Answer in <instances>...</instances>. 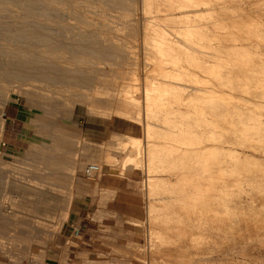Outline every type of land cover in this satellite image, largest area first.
Masks as SVG:
<instances>
[{
    "label": "rangeland",
    "instance_id": "374dc122",
    "mask_svg": "<svg viewBox=\"0 0 264 264\" xmlns=\"http://www.w3.org/2000/svg\"><path fill=\"white\" fill-rule=\"evenodd\" d=\"M9 1L0 0V12H2L0 13V72L2 73V69H4L2 66H5L8 60L17 64H22L23 69L21 68L20 72L14 73L15 75L10 74L12 72H4V75L0 74V77L3 75L1 79H5L2 80L3 82L0 81L2 83L0 89H2L1 91H4L5 95L8 96V101L5 102L3 106L0 105V129H3L0 131L2 134H0V264H152L154 261V257H152L154 250L152 249L160 246L161 242L159 243V241L162 240L163 237L169 236V239L173 238L172 241H177L176 243L183 242L182 244H184L185 247V254H183L186 256L184 257V255H182L179 259L177 258L176 262L174 261L169 263L170 257L167 259L165 257H168V255L166 254L165 256L164 254L165 257L162 256L160 259V256L155 259L156 262L161 260L159 261L161 262L159 264H163L165 260L167 261H165L164 264H264V225H256L254 221L257 217L253 214H250L251 217L248 218V220H252L250 225L242 220V217L244 216L242 213L243 210L245 211L244 214H246L248 210L250 211L251 208L255 207L254 210H258L255 213L259 215L261 210L264 209L262 206V203H264V197H262L261 192L257 191L259 186H256L259 182L262 183L260 185V189L262 190L259 191H263L264 147H261L258 144L259 140L256 141L258 142L256 143V139L250 137L249 138L253 140L249 141L247 138L248 142L252 143V145H246L248 148L245 146L239 147L237 144L235 146L234 144H231V146V140L234 139V141H237L236 139H240L241 133L233 132L230 128V130L228 129L230 126L224 120L226 118L230 119V115L225 116L226 112L223 107V105H226L225 110H228L229 108L234 109L235 106L233 105L237 102V105L244 103L242 98L252 99V104L250 105L248 103V109L246 108L244 110L249 113L250 111H253V113H255L253 121L255 123L256 121L260 122L257 123L258 126L261 124L262 126L260 125V127H262V129L264 128V106L262 107L261 105L264 104V101H262L264 99V88H262L264 86V71H261L264 69V61L263 63L261 62L264 60V5L262 4L264 3V0H240L237 4L235 3V6L231 4L234 9L238 5L236 8L237 10L240 6L242 12L245 11V13H250V19H252L251 22H253L251 23L253 25H250L251 27L255 25H257V27L255 26L256 28L260 27L258 28L259 30L256 28L254 30L251 29L250 31L253 30V32H248L247 34V30L245 28H240L241 30L243 29V31L239 29L241 31L239 32V30H236L237 28L232 29V26L227 24L229 25L228 27L231 26V29H229L221 19L223 18V15L219 14V10H217V12L215 10H209L210 12L214 11L213 15L207 10L202 14L203 17L199 16V18L194 15V17L191 16L189 20L186 19L185 22L179 23L171 21L170 19L168 20L164 14L165 12L163 10H159V7L160 9H163V6H159L156 2H153L154 4L152 3V5L150 4V6L144 5L141 0H131L133 4L132 6H128L123 0H112L113 3L111 0H92L90 4L85 3L86 5L81 3L84 0H58L57 2H52V5L49 0H44L42 2L43 4L40 0ZM134 1H137V3H134ZM47 2H50V4H47ZM103 3L105 5H103ZM254 3H256L257 9ZM29 4H33L34 6H29ZM92 4L94 5L93 9ZM43 5L47 6L46 8H50L48 9V12L47 9H44L45 7ZM48 5L50 6L48 7ZM126 5L129 8L131 7L130 9L133 10L129 11L130 9L127 7L129 13L125 12ZM250 5L253 6L251 7ZM259 5L260 7H258ZM120 7H123V9ZM144 8H147V10H145L146 12H150H147L148 15L147 13H144ZM50 11L53 13L50 14ZM238 12H240V8ZM15 13L18 14V16ZM232 13L233 12H230V14ZM252 13L257 17L252 15ZM59 16L62 20H60L61 18ZM83 16H87L86 19L82 18ZM144 16H147L146 18L148 20H144ZM220 19L221 22L219 23L218 21H220ZM149 20L155 21L148 25L147 21ZM189 22L191 24H189ZM77 23L78 25H76ZM183 25H185L186 28H184ZM188 25H190V27L192 26V28ZM198 25L201 26L197 27ZM30 26L31 28H29ZM147 26H151L152 28H156L157 26L158 29H156V31L159 30L162 34L163 31L165 33L166 30V34H169V36L167 37V35H163L160 37H166V39L170 40V45L173 46L174 44V48H180L182 46L180 43H174V40L178 38L173 35H175V33L177 35L178 33V37H181L179 38L180 40L183 42H193L192 45L194 44L195 47H200L208 53L200 55L201 53L196 51V53L199 54L190 56L179 54V57L177 54H171L168 57L153 54V56L149 55L150 58H147L145 53L153 51L152 46H147L144 43L146 38L144 30H146ZM181 26H183V28ZM194 26L197 29H194L193 32L196 33L191 34L192 31L189 32L188 30H193ZM77 27L78 30L74 29ZM29 29L33 30V34L29 35ZM14 31L16 32L14 33ZM77 31L78 33H76ZM83 31H86L90 38L86 32L84 36ZM93 31L96 32L94 33ZM225 31L234 34L236 32L235 35H237L241 40H239L240 42L238 41L239 43L237 42L238 44H236L238 46L245 45L244 47L241 46L245 48L244 51L246 52L245 55H242L241 61L243 60L249 64L251 63L250 65L260 66L259 69L261 73H258L259 71L257 73L261 75L255 77H260L259 79L262 81V84L260 85H262V87L259 83L258 85L248 83V85H251V89H255L257 87L256 90L260 92L259 94L263 99L260 96L254 97V95L248 97L246 92L243 93L240 89H232L236 86L227 85L228 88L225 87L226 90L224 89V85L226 84L223 81L226 77L224 78L221 74L224 72L222 65L224 63L223 55H215L216 51L214 50L218 51L219 48L221 49V46L223 47L225 45V43L227 45H231L229 40V42L225 40ZM149 32L152 31L149 30ZM80 33L83 35L78 37ZM72 34L74 38H71ZM195 34H197V36H194ZM96 36L98 40H96ZM100 36L106 37H103L105 39L104 43L99 42V40H102ZM211 39H213L212 42ZM255 39L257 40L255 41ZM88 40L90 41L88 42ZM243 41L245 42L243 43ZM75 43H80L87 48L92 45L96 46L97 44L98 46H101L102 43L107 47L105 52L98 55L96 52H87L88 55L86 52L83 54L80 52H74L76 53L74 54L72 51L73 49L71 48H73ZM260 44L263 45L261 46ZM182 49H185V46ZM208 49L211 52L208 51ZM12 50H14L15 53L12 52ZM16 50L18 51V54ZM37 56L38 58L40 57V60L37 59ZM82 56L84 58H81ZM188 56L189 59L192 58L191 56L194 58L189 61ZM245 56L247 57L245 58ZM195 57H197L199 63ZM77 61L78 66L76 65ZM258 61L262 63V65L260 63L256 64ZM40 62L42 63L40 64ZM235 63L237 64V62ZM235 63L233 62L231 65H228V67L233 68L234 70H239L238 67H240V65H237V69L235 68ZM52 64H54L55 67ZM197 64H200L201 67ZM204 64L208 67L206 70L203 68ZM215 64L218 67V75L211 74L212 72L209 71L210 67L212 68ZM65 65L66 68H64ZM71 65L73 67H71ZM74 65L77 67H74ZM10 69L11 68L9 67L8 71H10ZM198 69L203 71L201 72ZM220 74L221 77H219ZM74 75H79L82 79H79V82L78 80L75 82L76 79L73 78ZM212 79H214V82ZM241 79L245 78L241 77ZM174 80H176V82ZM158 81L159 83H157ZM194 81H196V83ZM215 83L217 84L215 85ZM191 86H200V88L206 89L208 87L210 88L207 89L208 91L211 89L212 91H215H213V93H201V91L191 90ZM27 87H29V89ZM241 87L244 88L249 86L246 84V86L240 85V88ZM147 88H149V91L151 90L153 92H162V90L167 89L166 91L168 94L170 93V98L176 97L171 100L173 103H171L169 107L171 109L181 111L180 114L182 116L178 114L180 117H177L178 115L172 117L170 116L167 119L173 123L179 121L180 126L186 129L191 127L192 132L194 131L196 133L194 134L193 132V135H196L194 145L183 143L189 141V139H185L181 140L182 143L178 144L180 147H189L190 152L194 157H196V154L201 153V146L203 145V143H201L202 140L204 141V139L210 138L212 135L211 131H213L214 133H217H215V136H220H217L219 137L217 138L218 141H220V138L222 137H225L226 139L225 140L223 138V141H227V138H232H230V140L228 139L229 142H223L222 140L218 143L217 140L215 142L217 144L220 143L217 145L221 149L219 150L220 152L218 151V154H220L219 156H222L221 159L219 158L220 163L224 161V164L230 160V156H227L226 158L229 160H224L226 155H229L230 149L235 152L237 151V154L241 153V155H235L236 157L241 156L243 161L247 159L245 162L250 163L248 165L244 162V164L251 167L250 169L245 166L246 169H244L246 171L242 169L243 178L247 179L244 180L246 182L242 180L244 183L239 179L241 174L238 172L240 171L237 169L235 170L232 167L227 168L228 166L226 167V164H221L223 167L220 165L225 171L227 168L226 176L232 171V173L238 171L235 173L240 174H231L232 176L229 175V177L231 176L236 179L238 176L237 183H239V188H243L245 191L243 189L242 190L244 192L238 190V187L236 188L238 191H236L234 187L233 188L235 190L229 189L230 187L227 188L229 186V182L233 184L237 180L233 178L229 179L227 176L225 178V184L227 185L226 190H228V192L224 189V195L221 193V196L224 197L226 192L227 196L232 190V194L235 195L233 196L230 194L229 196H233V198L231 199L230 197L229 199V196H227V200H233L235 204L232 201H225L226 197H224L225 199L223 200V198L219 195L220 193L216 192L217 196H220L222 201L226 204L228 202L231 206V203H233L231 207H237L238 209L239 205V208H241L242 204H244V207L241 208L242 211H240V209L238 210L240 216L237 215L236 218L238 222H242V224H240V227L242 228L240 234L237 233V235H235L236 233L233 232V234L230 229L227 227L225 228V221L223 222L225 225L222 226H219L218 223L215 227L214 224L213 227L209 226L208 228V226H206L205 228H207L208 232L207 230H204V227L195 228V230L198 229L196 231H200L201 229L203 231V233L199 236V238H201L199 239V243L201 244V240L203 239L205 240L203 243L204 246L207 241L208 245H206V247H203V245L199 246V244L198 246H192L188 238H182L183 235L180 233L179 229L174 231L173 228L168 229L160 224L162 218L159 216L160 220L158 215L161 213L156 211L160 204L158 199L165 195H169L170 188H176V177L167 169H164L163 171L159 160H151L150 156L147 155L146 146L147 143L152 142L155 145L163 144L162 146L165 144L171 146L173 143L170 144L169 141L167 142V140L159 139L154 135L159 129L156 126L153 127L150 122L154 113L150 112V114L147 115L146 112L147 109L145 108V105ZM174 89L179 92H176ZM218 89L223 91L220 92ZM96 91H98L99 94ZM194 93L197 94L198 97H201L202 95H205L206 97L205 99L201 98L202 100L199 99L202 101H200V103L198 99L196 100V102L198 101V109L197 105H195L196 108L193 106L195 102L192 100V98H194L192 95H194ZM221 94H225L226 97L228 95L230 97L232 96L234 99H232V97L231 99L230 97L228 99L225 96L223 97ZM206 95H210L209 99ZM214 101L220 103V105ZM211 103H214L213 106H215L216 109L220 107V110H222L221 113L220 110L218 114L215 113L213 108L210 107L212 106ZM227 105L229 107H227ZM162 111L165 110L162 109ZM223 111L225 114H223ZM161 116L162 117L159 118V120L167 117L165 112H162ZM235 117L236 116H234V118ZM156 121L157 120H154V122ZM159 122L162 123L161 121H158V123ZM149 123L150 126H147ZM196 128L198 131H195ZM213 129H217L218 131ZM262 129H260L262 132L260 130L258 132V135L261 133L259 136L264 135V129ZM228 130L230 134L227 133ZM255 133L257 136V132ZM117 135H121L126 138V142L121 144L116 137ZM247 136H249V134H247ZM133 137L141 142V147L139 142L137 144L130 143ZM200 139L201 142L199 143ZM244 140L245 141L241 140V142H244L245 145L247 140L245 138ZM249 146L254 148L250 149L251 147ZM244 147L246 150L241 151ZM227 148L230 149L227 150ZM224 150L225 152H223ZM226 150L229 152L227 153ZM210 153L215 156H211ZM202 154L208 155L210 160H216L215 158L217 157L216 153L210 151L207 152V154H205L204 151ZM245 155L248 157H245ZM202 159L200 161H202ZM61 163L62 169L58 167ZM69 164L71 167L68 166ZM90 164H99L101 167L100 171L94 178H89L85 174V169ZM63 165L68 167L65 172L63 170L65 167ZM153 166L155 169H153ZM247 170H249V172ZM244 173H247L248 175L245 174L244 177ZM227 178L229 180H227ZM250 178L252 185H250L251 183L249 182ZM151 183L156 184V187H152V185H150ZM168 183L171 185H168ZM237 183H234L233 185L238 186ZM255 183L257 184L255 185ZM158 185L162 186L158 187ZM240 185H243V187ZM107 186L109 189L106 188ZM41 187L45 188L42 189ZM163 193H165V195ZM153 197H155V201L153 200ZM90 202L93 203V206H91L93 207L92 209H94L95 205L97 206L98 204L103 210L100 213L105 217L110 218L108 219V228L112 231V244L109 246V251H104L100 255L89 253L88 251H80V253L76 252V254L71 253L70 256L60 255L57 259L49 261L52 255L51 246L56 237L58 235H64L69 231L73 232L75 229L77 231L80 230L79 225L74 223L71 224L69 222L71 214L75 213V211H80L81 209L86 208L87 203ZM249 202L254 203V205ZM108 203L110 214L107 213ZM237 203L240 204L237 205ZM262 207L263 209H261ZM178 212L179 211H175L173 213L174 215H177H175L176 218H179V216L183 214L181 211L180 213ZM262 213H264V210L261 214ZM82 214L85 216L84 213ZM184 215L180 217L181 220L179 219V221L183 222L185 219L186 222L182 224L186 227L189 223H193V225L198 224L199 226L200 222L207 219L206 217H201L199 221H196L197 219L195 218H188V223L185 212ZM226 216L224 217L225 219ZM182 217H184V219ZM191 219H195V221H190ZM258 220L263 221L264 219L260 218ZM157 222L159 223L157 224ZM210 227L213 229H210ZM162 228H165V230L168 229L167 232ZM186 230L189 232V227L186 228ZM51 231H53L52 234L50 233ZM164 232L169 235H164ZM181 232L183 231L181 230ZM204 234H207V237H204ZM179 235H181V237ZM210 237L213 238L211 239ZM213 239L214 241H212ZM41 240L42 242L40 243ZM164 240L166 239L164 238ZM205 248L207 249L204 250ZM213 251L215 252L213 253ZM188 253H190L188 255L189 258L187 257ZM207 253H212V255L210 254V257L214 262L209 258L207 259L210 261L206 259ZM191 256L194 261L190 258ZM183 257L188 259L186 263L184 262L186 259L184 260ZM207 257H209L208 254ZM152 258L153 260H151ZM204 259H206L207 262ZM156 262L154 261L153 264H157Z\"/></svg>",
    "mask_w": 264,
    "mask_h": 264
},
{
    "label": "bare ground",
    "instance_id": "6f19581e",
    "mask_svg": "<svg viewBox=\"0 0 264 264\" xmlns=\"http://www.w3.org/2000/svg\"><path fill=\"white\" fill-rule=\"evenodd\" d=\"M9 1V0H8ZM11 1V0H10ZM9 1V2H10ZM13 2H14V0H12ZM16 1V0H15ZM18 1H20V0H18ZM38 1V0H37ZM44 0H40V2L42 3ZM47 1V0H46ZM49 1H51V5H52V2H57L58 0H49ZM81 1V0H80ZM83 1V0H82ZM101 1V0H100ZM112 1V0H111ZM114 1V0H113ZM113 1H112V3H113ZM116 1V0H115ZM122 1V0H121ZM123 1H125V3L129 6H132L133 4H132V2H131V0H123ZM238 1H240V0H141V2L144 4V5H149L150 6V4L152 5V3L153 2H156V3H158L159 4V6H163L164 8L163 9H160V7H159V10H163L165 13V16L168 18V20L170 19L171 21H174V22H179V23H182V22H185L186 21V19H190V17L191 16H193L194 17V15L195 16H197V17H199V16H201V17H203L202 16V14L204 13V12H206L207 10H208V12H210L209 10H215L216 12H217V10H219V14L220 15H223V18H221L223 21H224V23L227 25V24H230L231 26V28L233 29V28H237L236 30H239L240 28H245L246 30H247V32H246V34L248 33V32H253V30L257 27V25H255V26H253V27H251L250 25H253V24H251V23H253V22H251V20L252 19H250L251 17H250V13H245V11L244 12H242L241 11V7L239 6L238 7V10L236 9L237 8V6H236V8L234 9V8H232V6H231V4L232 5H236L237 4V2ZM242 1V0H241ZM254 1V0H253ZM258 1V0H257ZM260 1V0H259ZM39 2V3H40ZM92 2V0H84L83 2H81V3H86V4H90ZM97 2V1H96ZM106 2V1H105ZM104 2V3H105ZM118 2V1H117ZM245 2V1H244ZM252 2V1H251ZM50 4V2H47V4ZM69 3V2H68ZM103 3V5H105ZM111 3V4H112ZM120 3V2H119ZM122 3V2H121ZM134 3H137V1H134ZM236 3V4H235ZM249 3V2H248ZM43 4V3H42ZM46 4V5H47ZM80 4V3H79ZM85 4V5H86ZM115 4V3H114ZM113 4V5H114ZM124 4V3H123ZM154 4V3H153ZM260 4V3H259ZM263 5H264V3H262ZM30 5H33V4H29V6ZM84 5V6H85ZM117 5V4H116ZM125 5V4H124ZM126 5V10H125V12H128L129 13V11H131V10H133V9H130L128 6ZM135 5V4H134ZM246 5V4H245ZM254 5H256V3H254ZM261 5V4H260ZM260 5L258 6V7H260ZM34 6V5H33ZM32 6V7H33ZM44 7V9L46 10L47 9V12H48V9H50V8H46L47 6H45V5H43ZM50 5H48V7H49ZM93 4H92V9H93ZM123 6V5H122ZM231 6V7H230ZM248 6V5H247ZM251 6V5H250ZM249 6V7H250ZM253 6V5H252ZM251 6V7H252ZM27 7H28V5H27ZM32 7H30V8H32ZM95 7H96V5H95ZM94 7V8H95ZM119 7V6H118ZM130 9L129 11L127 10L128 8ZM153 7V6H152ZM245 7V6H244ZM256 7V9H257V5L255 6ZM254 7V8H255ZM264 7V6H263ZM120 8H122L123 9V7H120ZM147 8H148V6H147ZM147 8H144V13L146 14L147 12L145 11V10H147ZM239 8H240V12H238L239 11ZM243 8V7H242ZM262 8V7H261ZM7 9V8H6ZM43 9V10H44ZM71 9H73V8H71ZM245 9V8H244ZM252 9V8H251ZM37 10H38V8H37ZM246 10V9H245ZM71 11H73V10H71ZM257 11V10H256ZM6 12V11H5ZM51 13L50 14H52L53 12L52 11H50ZM55 12V11H54ZM157 12H158V10H157ZM221 12V13H220ZM230 12H233V13H236V12H238V13H236V14H230ZM248 12V11H247ZM251 12V11H250ZM0 13H2V12H0ZM18 13V12H17ZM57 14H59L58 12H56ZM75 13H76V11H75ZM148 13H150V12H148ZM148 13H147V15H148ZM210 13H212V15H213V13H214V11H211ZM6 14V13H5ZM16 14V13H15ZM19 14V13H18ZM18 14H16L17 16H18ZM61 14V13H60ZM135 14V13H134ZM133 14V15H134ZM219 14H217V15H219ZM237 14H239V15H237ZM256 14V13H255ZM41 15V14H40ZM43 15V14H42ZM48 15V14H47ZM62 15V14H61ZM65 15V14H64ZM205 15V14H204ZM252 15H254L253 13H252ZM257 15V14H256ZM17 16H15V17H17ZM43 16H45V15H43ZM55 16V15H54ZM56 16H58V15H56ZM67 16V15H66ZM79 16H80V14H79ZM210 16V15H209ZM225 16V17H224ZM255 16V15H254ZM261 16H262V14H261ZM9 17V16H8ZM21 17V16H20ZM24 17V16H23ZM52 17V16H51ZM60 17V16H59ZM65 17V16H64ZM63 17V18H64ZM81 17V16H80ZM79 17V18H80ZM87 17V16H86ZM86 17H82V18H84V19H86ZM145 17V19L144 20H148L146 17L147 16H144ZM166 17H165V19H166ZM255 17H257V16H255ZM255 17H253V18H255ZM55 18V17H54ZM58 18V17H57ZM61 18V17H60ZM66 18V17H65ZM71 18V17H70ZM81 18V19H82ZM152 18H155V17H152ZM200 18V17H199ZM219 18V17H218ZM261 18V17H260ZM6 19V18H5ZM22 19V18H21ZM36 19V18H35ZM38 19V18H37ZM52 19V18H51ZM67 19V18H66ZM65 19V20H66ZM72 19V18H71ZM73 19H74V17H73ZM212 19V18H211ZM221 19H220V21H218L219 23L221 22ZM262 19V18H261ZM60 20H62V18L60 19ZM138 20V19H137ZM184 20V21H183ZM203 20V19H202ZM260 20V19H259ZM6 21V20H5ZM28 21H31V20H28ZM27 21V22H28ZM74 21V20H73ZM73 21H71V22H73ZM87 21V20H86ZM155 21V20H154ZM153 20L151 21V20H149V21H147V23H148V25L149 24H152V22H154ZM192 21V20H191ZM190 21V22H191ZM193 21H194V18H193ZM8 22V21H7ZM12 22V21H11ZM76 22H78V21H76ZM84 22V21H83ZM189 22V24H191V23H193V22H191L190 23ZM196 23V22H195ZM224 23H222V24H224ZM31 24V23H30ZM45 24V23H44ZM177 24V23H176ZM187 24V23H186ZM185 24V25H186ZM197 24V23H196ZM218 24V23H217ZM73 25V24H72ZM71 25V26H72ZM76 25H78V23L76 24ZM185 25H183L184 26V28H186V26ZM194 25V24H193ZM220 25V24H219ZM261 25V24H260ZM264 25V24H263ZM54 26V25H53ZM153 26V25H152ZM178 26V25H177ZM177 26H176V28H177ZM183 26H181L182 28H183ZM189 27H190V25H188ZM196 26V25H195ZM195 26H194V28H193V30H191V29H189L188 31L189 32H191L192 31V33L191 34H194V33H196V32H193L194 31V29H197V28H195ZM201 25H198L197 27H200ZM204 26V25H203ZM206 26V25H205ZM229 25H227V27H228ZM3 27V26H2ZM10 27V26H9ZM33 27V26H32ZM45 27V26H44ZM50 27V26H49ZM220 27H221V25H220ZM230 27H228L229 29H231ZM264 27V26H263ZM1 28V27H0ZM29 28H31V26L29 27ZM51 28V27H50ZM55 28V27H54ZM65 28V27H64ZM84 28H86V27H84ZM190 28H192V26L190 27ZM258 28H260V27H258ZM258 28H256V29H258ZM262 28V27H261ZM3 29V28H2ZM12 29V28H11ZM45 29V28H44ZM47 29V28H46ZM74 29H77L78 30V27L77 28H74ZM73 29V30H74ZM87 29V28H86ZM156 29H158L157 28V26H156V28H152L151 26H147V28H146V30H144V35H145V40H144V43L148 46H152L153 47V51H148V52H146L145 53V51H144V53H145V55H147V58H150V56L149 55H152L153 56V54H157V55H162V56H169V55H171V54H177L178 55V57H179V54H183V55H197V54H199V53H201L200 55H205L206 53H208L207 51H205L204 49H201L200 47H195L194 46V44L192 45V43H190V42H183L182 40H180L179 38H181L180 36L178 37V33H177V35H176V33H175V35H173V36H175V37H177L178 39H175L174 41H172V42H174V43H180V45H182L181 47L183 48L184 46H185V49H182L181 47L180 48H178V47H176V48H178V49H176V48H174L173 46H174V44H173V46L172 45H170L171 44V42H170V40H168V39H166V37L165 38H163V37H160V36H163V35H167L166 33H167V31L165 30V33H164V29L162 30L163 31V34L162 33H160L159 32V30L158 31H156ZM179 29V28H178ZM202 29H203V27H202ZM219 29H221V28H219ZM226 29V28H225ZM244 29V30H245ZM251 29H253L252 31H250ZM22 30V29H21ZM30 31H29V35H31V34H33V30L32 29H29ZM36 30V29H35ZM51 30V29H50ZM54 30V29H53ZM149 30H151L152 32H149ZM235 30V31H236ZM241 30V29H240ZM239 30V32H241V31H243V29L240 31ZM259 30V29H258ZM24 31V30H23ZM64 31V30H63ZM256 31V30H255ZM263 31V30H262ZM9 32V31H8ZM8 32H5V33H8ZM16 31H14V33H15ZM56 32H57V30H56ZM60 32V31H59ZM62 32V31H61ZM65 32V31H64ZM84 32V31H83ZM86 32V31H85ZM85 32H84V36H85ZM94 33L96 32V31H93ZM181 32V31H180ZM237 32V31H236ZM236 32H235V34H236ZM245 32V31H244ZM258 32V31H257ZM70 33V32H69ZM74 33H75V31H74ZM76 33H78V31L76 32ZM88 33H90V32H88ZM168 33H169V30H168ZM217 33H219V32H217ZM231 33V32H230ZM228 33L227 31H225V40L227 41V42H229L230 41V43H231V45H227L226 43H225V45L222 47L221 46V49L219 48V50L217 51V50H214V51H216L215 52V55H223V59H224V63L222 64L223 65V68H224V72H222L221 74L223 75V77L225 78L226 77V79L223 81L226 85H224V89L226 90V88L225 87H227V85H231V86H236V87H233L232 89H236V90H242L243 91V93L244 92H246V94H248V97H250L251 95H254V97L256 96H260V92H258V90H256L257 89V87L255 88V89H251L252 87H250L251 85H248V83H254V84H256V85H258V83H259V85L260 84H262L261 82L262 81H260V77L259 78H256L255 76H258V75H261V74H258V73H261V71H264V69L263 70H261L260 71V69H259V67L260 66H258V65H250L248 62H245V61H241V59H242V55H245V48H243L245 45H241V46H243V47H241V46H238L237 44L241 41L240 40V38L237 36V35H235L234 33ZM263 33V32H262ZM8 34H10V33H8ZM55 34V33H54ZM64 34V33H63ZM86 34H87V32H86ZM91 34V33H90ZM93 34V33H92ZM162 34V35H161ZM172 34V33H171ZM223 34V33H222ZM260 34V33H259ZM51 35V34H50ZM57 35V34H56ZM76 35V34H75ZM83 34H79V36L78 37H80V36H82ZM88 35V37L90 38V36H89V34H87ZM94 35V34H93ZM96 35V34H95ZM98 35V34H97ZM101 35V34H100ZM200 35H201V33H200ZM204 35V34H203ZM41 36V35H40ZM60 36V35H59ZM62 36V35H61ZM70 36V35H69ZM169 36V34L167 35V37ZM194 36H197V34H195ZM199 36V35H198ZM207 36V35H206ZM219 36H220V34H219ZM223 36V37H224ZM244 36V35H243ZM24 37V36H23ZM64 37H65V35H64ZM87 37V36H86ZM86 37H84V38H86ZM101 37V36H100ZM99 37V38H100ZM104 36H102L101 38H102V40L100 41L99 40V42L101 43V42H103L104 43V41H105V39L104 38H106V37H104ZM190 37V36H189ZM208 37V36H207ZM213 37V36H212ZM242 37V36H241ZM247 37H248V35H247ZM254 37H256V36H254ZM67 38V37H66ZM71 38H74L73 37V34H72V37ZM88 38V39H89ZM96 38V40H98L97 39V36L95 37ZM95 38H92V39H95ZM203 38V37H202ZM246 38V37H245ZM22 39V38H21ZM196 39V38H195ZM194 39V40H195ZM199 39V38H198ZM201 39V38H200ZM210 39V38H209ZM214 39V38H213ZM213 39H211V42H212V40ZM242 39V38H241ZM11 40V39H10ZM23 40V39H22ZM27 40V39H26ZM73 40V39H72ZM71 40V41H72ZM77 40H79V39H77ZM81 40H82V37H81ZM111 40V39H110ZM192 40V39H191ZM191 40H189V41H191ZM202 40H204V39H202ZM222 40V39H221ZM224 40V39H223ZM229 40V41H228ZM240 40V41H239ZM245 40V39H244ZM257 39H255V41H256ZM65 41V40H64ZM87 41V40H86ZM86 41H85V43H86ZM90 40H88V42H89ZM92 41V40H91ZM209 41V40H208ZM239 41V42H238ZM252 41H253V38H252ZM262 41V40H261ZM264 41V40H263ZM262 41V42H263ZM97 42V41H96ZM170 42V43H169ZM201 42V41H200ZM214 42V41H213ZM238 42V43H237ZM245 41H243V43H244ZM81 43V42H80ZM80 43H75L74 45H73V48H71V49H73L72 51H73V53L74 52H80V53H89V52H96L97 53V55L98 54H101L102 52H105L106 51V47L107 46H105V44H101V46H98V44L96 45V46H91V47H86V46H83V45H81ZM206 43V42H205ZM237 43V44H236ZM242 43V44H243ZM254 43V42H253ZM261 43V42H260ZM90 44H92V43H90ZM94 44V43H93ZM110 44V43H109ZM203 44V43H202ZM252 44V43H251ZM44 45V44H43ZM176 45V44H175ZM196 45V44H195ZM206 45V44H205ZM261 45V44H260ZM263 45V44H262ZM261 45V46H262ZM23 46V45H22ZM21 46V47H22ZM51 46V45H50ZM114 46V45H113ZM217 46V45H216ZM264 46V45H263ZM151 47V48H152ZM251 47V46H250ZM260 47V46H259ZM258 47V48H259ZM23 48V47H22ZM108 48H111V47H108ZM145 48V47H144ZM149 48V47H148ZM208 48V47H207ZM247 48V47H246ZM257 48V49H258ZM16 49V48H15ZM113 49V48H112ZM214 49V48H213ZM45 50V49H44ZM44 50H42V51H44ZM47 50V49H46ZM108 50V49H107ZM150 50V49H149ZM20 51V50H19ZM118 51V50H117ZM196 51H198L199 53H196ZM208 51H210L209 49H208ZM253 51V50H252ZM264 51V50H263ZM9 52V51H8ZM12 52H14L15 53V51L14 50H12ZM16 52H17V54H18V51L16 50ZM21 52V51H20ZM37 52V51H36ZM45 52H47V51H45ZM62 52V51H61ZM126 52V51H125ZM211 52V51H210ZM256 52H257V50H256ZM259 52V51H258ZM31 53V52H30ZM34 53V52H33ZM57 53V52H56ZM69 53V52H68ZM88 53H87V55H88ZM115 53V52H114ZM124 53V52H123ZM122 53V54H123ZM264 53V52H263ZM10 54H11V52H10ZM16 54V55H17ZM32 54V53H31ZM31 54H29V55H31ZM74 54H76V53H74ZM212 54H213V52H212ZM250 54V53H249ZM9 55V54H8ZM33 55V54H32ZM63 55V54H62ZM90 55V54H89ZM123 55H125V54H123ZM130 55V54H129ZM177 55H175V56H177ZM181 55H180V57H181ZM247 55V54H246ZM261 55H263V54H261ZM91 56H92V54H91ZM94 56V55H93ZM189 56H188V59H189ZM32 57V56H31ZM44 57V56H43ZM70 57V56H69ZM98 57V56H97ZM100 57V56H99ZM117 57V56H116ZM192 58H194L193 56H191ZM247 56H245V58H246ZM32 58H34V57H32ZM68 58V57H67ZM80 58V57H79ZM81 58H84L83 56L81 57ZM101 58V57H100ZM119 58V57H118ZM171 58V57H170ZM192 58H190V59H192ZM200 58V57H199ZM202 58V57H201ZM13 59V58H12ZM35 59H36V57H35ZM37 59H39L40 60V57L38 58V56H37ZM73 59V58H72ZM174 59H176V58H174ZM190 59H189V61H190ZM195 59L197 60V57H195ZM215 59V58H214ZM7 60V59H6ZM59 60V59H58ZM82 60V59H81ZM201 60V59H200ZM205 60V59H204ZM246 60H248V59H246ZM28 61V60H27ZM86 61V60H85ZM96 61V60H95ZM191 61H193V60H191ZM202 61V60H201ZM200 61V62H201ZM206 61V60H205ZM216 61V60H215ZM214 61V62H215ZM263 61L264 60H262L261 62L263 63ZM82 62V61H81ZM197 62L199 63V60H197ZM196 62V63H197ZM235 63V62H237V64H236V66H235V68H237V65H240V67H238L239 68V70H234L233 68H229L228 67V65H231L232 63ZM19 63V62H18ZM42 62H40V64H41ZM61 63V62H60ZM192 63V62H191ZM216 63V62H215ZM260 62L258 61V63H256V64H259ZM262 63H260L261 65H262ZM1 64V63H0ZM78 64V61H77V63H76V65ZM80 64H82V63H80ZM93 64V63H92ZM190 64V63H189ZM206 64H208V63H206ZM213 64V63H212ZM249 64V65H248ZM51 65V64H50ZM54 67H55V65L54 64H52ZM76 65H74V67L76 66ZM198 65V64H197ZM202 65V64H201ZM2 66V65H1ZM5 66H7V67H5ZM5 66H2L4 69H2V73L0 72V74H3L4 75V72H8V73H10V72H12V73H10V74H13V75H15L14 73H16V72H20L21 71V68L23 69V65L22 64H17V63H15V62H13V61H10V60H8V62L5 64ZM52 66V67H53ZM70 66V65H69ZM78 66V65H77ZM76 66V67H77ZM80 66V65H79ZM83 66V65H82ZM94 66V65H93ZM96 66V65H95ZM194 66V65H193ZM192 66V67H193ZM198 66H200V64L198 65ZM210 66V65H209ZM212 66V65H211ZM253 66V67H252ZM11 68L10 69V71H8V68ZM47 67H49V66H47ZM71 67H73L72 65H71ZM92 67V66H91ZM190 67V66H189ZM201 67V66H200ZM1 68V67H0ZM28 68V67H27ZM64 68H66V65H65V67ZM63 68V69H64ZM89 68V67H88ZM198 68V67H197ZM196 68V69H197ZM203 68H204V70H206L208 67L204 64L203 65ZM218 67L216 66V64L215 65H213L212 66V68L210 67V72H212L211 74H216V75H218V69H217ZM237 68V69H238ZM263 68H264V66H263ZM103 69V68H102ZM258 69V70H257ZM262 69V68H261ZM198 70H200L201 71V69H198ZM49 71V70H48ZM66 71V70H65ZM82 71V70H81ZM97 71V70H96ZM203 71V70H202ZM201 71V72H202ZM259 71V72H258ZM84 72V71H83ZM95 72V71H94ZM207 72V71H206ZM216 72V73H215ZM258 72V73H257ZM5 73V74H6ZM56 73V72H55ZM104 73V72H103ZM205 73V72H204ZM264 73V72H263ZM63 74V73H62ZM65 74H67V73H65ZM195 74V73H194ZM221 74H220V76L219 77H221ZM2 75V76H3ZM57 75H58V72H57ZM60 75V74H59ZM196 75H198V74H196ZM253 75H254V78H253ZM1 76V77H2ZM8 76V75H7ZM11 76V75H10ZM53 76V75H52ZM63 76H65V75H63ZM67 76V75H66ZM1 77H0V79H1ZM5 77V76H4ZM85 77V76H84ZM197 77V76H196ZM214 77V76H213ZM212 77V78H213ZM236 77V78H235ZM241 77H243V78H245V79H241ZM263 77V76H262ZM261 77V78H262ZM6 78V77H5ZM64 78V77H63ZM73 78H75L74 80H75V82H77V80H78V82H79V79H82L79 75H74L73 76ZM193 78V77H192ZM50 79V78H49ZM89 79V78H88ZM2 80H5V79H1L0 81H2ZM55 80H57V79H55ZM73 80V81H74ZM97 80V79H96ZM192 80V79H191ZM194 80V79H193ZM197 80V79H196ZM205 80H207V79H205ZM209 80H210V78H209ZM214 79H212V81H213ZM218 80V79H217ZM221 80H222V78H221ZM220 80V81H221ZM53 81V80H52ZM175 82H176V80H174ZM199 81V80H198ZM208 81V80H207ZM216 81V80H215ZM3 82V81H2ZM116 82V81H115ZM155 82V81H154ZM195 83H196V81H194ZM204 82V81H203ZM214 82V81H213ZM1 83V82H0ZM157 83H159V81L157 82ZM164 83V82H163ZM168 83V82H167ZM199 83H200V81H199ZM206 83V82H205ZM217 83H219V82H217ZM217 83H215V85L217 84ZM221 83H222V81H221ZM220 83V84H221ZM80 84V83H79ZM246 84H247V86H249V87H241L240 88V85H245L246 86ZM63 85H64V83H63ZM176 85H177V83H176ZM195 85V84H194ZM203 85V84H202ZM201 85V86H202ZM205 85V84H204ZM222 85V86H223ZM239 85V86H238ZM255 85V86H256ZM0 86H2V83H1V85ZM198 86V85H197ZM219 86V85H218ZM222 86H220V87H222ZM261 87H262V85H260ZM260 86H258V87H260ZM192 87V86H191ZM190 87V88H191ZM203 87H205V86H203ZM212 87H214V86H212ZM28 89H29V87H27ZM34 88V87H33ZM223 88V87H222ZM228 88V87H227ZM262 88H264V86L262 87ZM173 89V88H172ZM207 89H210V88H208L207 87ZM206 88H200V86L199 87H192V89L191 90H195V91H201V93L202 92H205V93H209V92H212L213 93V91H215V90H213L212 91V89L211 90H207ZM221 89V88H220ZM2 89H0V105L1 106H3V104L5 103V102H7L8 101V96L7 95H5V93H4V91L2 92L1 91ZM167 90V89H166ZM166 90H162V92H156V91H149V88H147V92H146V105H145V108L147 109V115H149L150 114V112H152V113H154V116L153 117H151V120H150V122H151V124H152V126L153 127H157L159 130L158 131H156L155 132V136L157 137V138H159V139H162V140H167V142L169 141L170 142V144L171 143H173V144H171V146H168V144L166 145H164V146H162L163 144H161V145H155L152 141H150V142H152V143H147V146H146V152H147V155H149L150 156V158H151V160L153 159V160H159V163H160V166L163 168V171H164V169H167V170H169V171H171L174 175H175V177H176V184L175 185H177L176 186V188H170V194L169 193H167V194H169V195H165V193H163L165 196H163V197H161V198H159L158 199V201H160V204H159V207H158V209L156 210V211H158L159 213H161L160 215H158V217L160 216L161 218H162V221H160V224L161 225H163V227H165V228H173L174 229V231L176 230V229H179V231H180V233L183 235V237L182 238H188V240L190 241V243L192 244V246L194 245H196V246H198V244H199V246H201V245H203V247H206V245H208V241L205 243L206 245L204 246V241L205 240H203V242H202V240H201V244L199 243V239H201V238H199V236H200V234L201 233H203V231H202V229L200 230V231H196V230H198V229H196L195 230V228H202V227H206V226H208V228H209V226H212L213 227V224H214V227H215V225L218 223V225L220 226H222V225H225L226 224V226H224L225 228L227 227L228 229H230L231 231H232V233L234 232V233H236L235 235H237V233H241V230H242V228L240 227V224H242V222L241 221H237V215H239L240 213H239V209H240V211H242V207H244V204H242V206H241V208H239V204L237 203V205H239L238 206V209H237V207H231L232 205H233V200H230V201H228L227 200V196H229L230 194H232L233 192H232V190H231V192L229 193V195H227L226 196V193L228 192V190H226V187H227V185L225 184L226 182H225V178L228 176V178L230 179V178H233V177H231L232 175L231 174H233V175H237L238 173H240L241 174V176H242V178H243V170H245L246 168H245V166H247L246 164H250V163H246L245 161L247 160L246 158V160L245 161H243L242 160V158H241V156H235V155H241V153H239V154H237V151L235 152L234 150H231L230 148H227V150L228 149H230L229 151H227L226 150V152L228 153L229 152V155H226V157H225V159L224 160H229V159H226L227 158V156H230V160L229 161H227V162H225L224 164H226L225 166L227 167V168H233V169H237L238 171H240V172H238V171H235V172H238V173H232L233 171L231 170V169H229V170H231L232 172H230V174H229V172H228V174L229 175H231L230 177H229V175H227L226 176V171H227V168H226V171L225 170H223V168H221V166L222 165H224L223 164V159H222V161L223 162H221L220 163V160H219V158L221 159V157L219 156L220 154H218L220 151L219 150H221L220 149V147L219 146H217V145H219V144H217L218 142H220L221 140L223 141V138L225 139V137H222V138H220V141H218L217 140V138H219L220 136L219 135H217V136H219V137H217V136H215V133L213 132V131H211V133H212V135H211V137L210 138H206V139H204V141L202 140V142H201V139H200V141H199V143L201 142V143H203V145L201 146V153L200 154H196V152H195V154L197 155L196 157H194L193 156V154L190 152V150H189V147H185V148H182V147H180L178 144L179 143H182L181 142V140H185V139H189V141H187V142H183V143H188V145L190 144V145H194V143H195V141H196V135L194 136L193 135V132H192V128L190 127L189 129H186V128H183L182 126H180L179 124H180V122L178 121V122H170L169 121V119H167L168 117H172V116H177L178 114H180L181 113V111H179V110H175V109H171L169 106L171 105V103H173L171 100L172 99H175V98H170L171 96H170V93L168 94L167 93V91ZM175 90V89H174ZM179 90V89H178ZM219 90V89H218ZM264 90V89H263ZM34 91V90H33ZM166 91V92H165ZM170 91V90H169ZM176 91V90H175ZM220 91V90H219ZM221 91H223V90H221ZM220 91V92H221ZM230 91V90H229ZM261 91H262V89H261ZM96 92H98V91H96ZM176 92H179V91H176ZM194 92V91H193ZM263 92V91H262ZM174 93V92H173ZM215 93V92H214ZM217 93V92H216ZM219 93V92H218ZM98 94H99V92H98ZM174 94H176V93H174ZM173 94V95H174ZM178 94V93H177ZM180 94V93H179ZM231 94H232V91H231ZM259 94V95H258ZM126 95V94H125ZM128 95V94H127ZM223 97L225 96L226 97V95L224 94H221ZM220 95V96H221ZM228 95V94H227ZM234 95V94H233ZM117 96V95H116ZM176 96H178V95H176ZM180 96V95H179ZM207 97H208V99H209V96L210 95H206ZM235 96V95H234ZM128 97V96H127ZM127 97H124V98H127ZM132 97V96H131ZM192 97H194V98H192V100L196 103H194V105L193 106H195V105H197V109H198V101L196 102V100L198 99H205L206 97H205V95H202L200 98L198 97V95L197 94H195L194 93V95H192ZM222 97V98H223ZM229 95L226 97V98H228L229 99ZM232 97V96H231ZM231 97H230V99H231ZM261 97V96H260ZM122 98V97H121ZM178 98V97H177ZM242 98V97H241ZM262 98V97H261ZM260 98V99H261ZM128 99H130V98H128ZM195 99V100H194ZM201 99V100H202ZM207 99V100H208ZM232 99H234V97H232ZM243 99V101H244V103H240V105H237L238 104V102L235 104V105H233V106H235L234 107V109H231V108H229L228 110L226 109L225 110V106L226 105H223V107H224V111L226 112V115L225 116H229L230 115V119H225L224 121L225 122H227L228 123V125L230 126V127H228V129L230 128L233 132H238V133H241V135H240V139H236L237 141H234V139H232L231 137V143H230V145L232 144H234V146L237 144L239 147H241V146H245L246 147V145L248 144H250V145H252V143H250V142H248V140L249 141H252L250 138H255L256 140H255V142L256 141H258L259 140V143L258 142H256V143H258L261 147H264V135H262V136H259L258 135V132H259V130L260 129H262V127H260V125L261 124H259V126H258V124L257 123H260V122H258V121H256V123L253 121V118L255 117V113H253V111H250V113L249 112H246L244 109H246L247 108V106L249 107V105H248V103L251 105L252 104V102H251V100L250 99H248V98H242ZM259 99V98H258ZM263 99V98H262ZM126 100V99H125ZM133 100H134V97H133ZM177 100V99H176ZM179 100V99H178ZM201 100H199V103H200V101ZM210 100H212V99H210ZM214 100V99H213ZM226 101V100H225ZM227 101H229V100H227ZM262 101H264V99L262 100ZM134 102V101H133ZM202 102V101H201ZM215 103H217L216 101H214ZM235 103V102H234ZM233 103V104H234ZM143 104V103H142ZM169 104V105H168ZM218 105H220V103H217ZM243 104H245V105H243ZM255 104V103H254ZM258 104V103H257ZM260 104V103H259ZM139 105H140V103H139ZM211 105L212 106H210L211 108H213V110H214V112L215 113H219V110L221 109L220 107H218V109H216L215 108V106H213L214 105V103H211ZM262 105V107L264 106V104H261ZM232 106V105H231ZM216 107H217V105H216ZM227 107H229L228 105H227ZM191 108H194V107H191ZM195 108H196V106H195ZM162 109L163 110H165V111H162ZM248 109V108H247ZM0 110H1V108H0ZM170 110V111H169ZM192 110V109H191ZM212 110V109H211ZM233 110V111H232ZM194 111V110H193ZM197 111V110H196ZM221 111L222 110H220V113H221ZM223 111V114H225V112ZM162 112H165V115L167 116L166 118H162V120H159V118H161L162 116H161V114H162ZM185 112V111H184ZM164 114V113H163ZM188 114V113H187ZM190 114V113H189ZM258 114V113H257ZM3 115V114H2ZM180 116H182L181 114H180ZM179 115L177 116V117H180ZM190 116H191V114H190ZM234 116H236L235 118H234ZM2 117V116H1ZM188 118V117H187ZM154 120H157L156 122H154ZM149 121V120H148ZM158 121H161L162 123H158ZM3 124V123H2ZM146 124H148V123H146ZM147 126H150V123H149V125H147ZM262 126V125H261ZM4 127V126H3ZM149 128V127H148ZM147 128V129H148ZM150 129V128H149ZM194 129V128H193ZM225 129V128H224ZM229 129V130H230ZM264 129V128H263ZM262 129V130H263ZM1 130H3V129H0V131ZM213 130H215V129H213ZM217 130V129H216ZM215 130V131H216ZM229 130L227 131V133L228 134H230L229 133ZM195 131H198L197 130V128H196V130ZM218 131V130H217ZM224 131V130H223ZM225 131H226V129H225ZM225 131H224V133H225ZM261 131V130H260ZM264 131V130H263ZM202 132V131H201ZM255 132H257V136H256V133ZM262 132V131H261ZM150 133H151V131H150ZM150 133H148V134H150ZM206 133V132H205ZM255 133V134H254ZM0 134H1V132H0ZM194 134H196L195 132H194ZM217 134V133H216ZM247 134H249V136H247ZM263 134V133H262ZM2 135V134H1ZM247 137H246V136ZM77 136V135H76ZM245 136V137H244ZM78 137V136H77ZM117 138H118V140H119V142H121V144H124L125 142H126V138H124L123 136H116ZM250 137V138H249ZM128 138V137H127ZM131 138V137H130ZM150 138V137H149ZM152 138V137H151ZM205 138V137H204ZM230 138H227V141H228V139L230 140ZM244 138L247 140V138H248V140H247V143L244 145V142L242 143L241 142V140L242 141H245L244 140ZM138 140V139H137ZM136 140V138H132L131 139V142L130 143H133V144H137L138 142L140 143V147H141V142L138 140L137 141ZM216 140H217V143H215L216 142ZM226 140V139H225ZM223 141V142H227V141ZM210 142V143H209ZM229 142V141H228ZM126 145V144H125ZM231 145V146H232ZM181 146H183V145H181ZM197 146H199V145H197ZM221 146V145H220ZM233 146V147H234ZM194 147V146H193ZM245 147H244V149H241V151H244V150H246L245 149ZM249 147H251V146H249ZM223 148V147H222ZM246 148H248V147H246ZM254 147H251L250 149H253ZM137 149V148H136ZM200 149V148H199ZM226 149V148H225ZM235 149V148H234ZM75 150V149H74ZM202 150H204L205 151V154H207V152H213V153H216V156L218 157H216L215 159L216 160H210L209 158H208V155H204V154H202L204 151H202ZM223 150V149H222ZM54 151V150H53ZM56 151V150H55ZM72 151V150H71ZM141 151V150H140ZM219 151V152H218ZM232 151H234V152H232ZM223 152H225V150L223 151ZM53 153V152H52ZM226 153V154H227ZM244 153V152H243ZM246 153V152H245ZM69 154V153H68ZM210 155L211 156H213L214 154H211L210 153ZM209 155V156H210ZM223 155H225V154H223ZM76 156V155H75ZM74 156V157H75ZM142 156V155H141ZM140 156V157H141ZM215 156V155H214ZM73 157V158H74ZM223 157V158H224ZM243 157V156H242ZM245 157H248V156H246L245 155ZM149 158V159H150ZM203 158V159H202ZM75 159H76V157H75ZM202 159V161H200ZM244 159V158H243ZM73 160V159H72ZM78 160V159H77ZM198 160H199V162L201 163H199L198 162ZM76 161V160H75ZM130 161H132V160H130ZM77 162V161H76ZM204 162V163H203ZM244 162L246 163V164H244ZM158 163V164H159ZM199 163V164H198ZM76 164V163H75ZM78 164V163H77ZM153 164V163H152ZM222 164V165H221ZM65 165V164H64ZM63 165V166H64ZM95 165V164H94ZM98 167H99V170L101 169V167H100V165L99 164H96ZM151 165V164H150ZM201 165V166H200ZM221 165V166H220ZM55 166V165H54ZM53 166V167H54ZM61 166H62V163H61V165L60 166H58V167H60L61 168ZM68 166H70V164L68 165ZM76 166V165H75ZM52 167V168H53ZM57 167V166H56ZM65 167V166H64ZM71 167V166H70ZM73 167V166H72ZM223 167V166H222ZM248 168H250L251 169V167H249V166H247ZM67 166L63 169L64 170V172H65V170L67 171ZM75 168V167H74ZM245 168V169H244ZM62 169V168H61ZM76 169V168H75ZM153 169H155L154 168V166H153ZM243 169V170H242ZM256 169V168H255ZM68 171H69V169H68ZM73 171V170H72ZM72 171H70V172H72ZM242 171V172H241ZM246 171V170H245ZM244 171V172H245ZM248 172H249V170H247ZM73 172H75V171H73ZM150 172V171H149ZM247 172V173H248ZM68 173V172H67ZM247 173H244V177H245V174H247ZM264 173V172H263ZM240 174H238V175H240ZM257 174H258V172H257ZM248 175V174H247ZM241 176L239 177V179H240V181H244V180H247V179H242L241 178ZM76 177V176H75ZM236 177V176H235ZM238 177V176H237ZM236 177V179L235 178H233V179H235L236 181L234 182L235 184L237 183V181H238V178ZM248 177V176H247ZM246 177V178H247ZM7 178V177H6ZM227 178V180H229ZM5 179V178H4ZM153 179V178H152ZM151 179V180H152ZM6 181V180H5ZM234 181V180H233ZM239 181V182H240ZM242 181V182H243ZM249 181V180H248ZM7 182H9V181H7ZM229 182V181H228ZM244 182H246V181H244ZM243 182V183H244ZM250 183H251V178H250V181H249ZM248 182V183H249ZM259 182V181H258ZM261 182H263V181H261ZM175 183V182H174ZM233 183V184H234ZM242 183V184H243ZM9 184V183H8ZM161 184H162V182H161ZM233 184H231V182H229V186L227 187V188H229V189H233V190H235L237 187L239 188V183H237L238 184V186H235V185H233ZM240 184H241V182H240ZM257 183H255V185H256ZM262 183H260L259 182V184H257L256 186H259V189L257 190L258 192H261V194H262V197H264V188H263V191H259V190H262V189H260V185H261ZM264 184V183H263ZM68 185H70V184H68ZM150 185H152V187H154L156 184H153V183H151ZM168 185H171V184H169L168 183ZM250 185H252V183L250 184ZM159 186H162V185H158V187ZM240 186H242L243 187V185H240ZM263 187H264V185H262ZM156 187V186H155ZM154 187V188H155ZM165 187V186H164ZM235 189H234V188ZM241 187V188H242ZM42 188V187H41ZM45 188V187H44ZM44 188H42V189H44ZM67 188V187H66ZM168 188V187H167ZM166 188V189H167ZM162 189V188H161ZM165 189V190H166ZM227 191L226 193H225V196L224 197H226V199L223 197V196H221V193L223 194V192L225 191V190ZM243 189V188H242ZM242 189H238V190H240V191H242V192H244ZM257 189V188H256ZM155 190V189H154ZM157 190V189H156ZM169 190V189H168ZM224 190V191H223ZM237 189H236V191H238ZM162 191V190H161ZM164 191V190H163ZM222 191V192H221ZM230 191V190H229ZM216 192H219L218 194L221 196V198H223V200L225 199V201H228V202H233V203H231V206H230V204L227 202V204L225 203V202H223L222 201V199L220 198V196H217V194H216ZM257 192V193H258ZM235 193V192H234ZM259 194V193H258ZM224 195V194H223ZM233 196L235 195V194H232ZM257 195V194H256ZM260 195V194H259ZM233 196L231 197V196H229V199H230V197H231V199L233 198ZM253 196V195H252ZM254 196H255V194H254ZM253 196V197H254ZM72 198V197H71ZM261 198V197H260ZM157 199V198H156ZM213 199V200H212ZM264 199V198H263ZM153 200L155 201V197H153ZM153 201V202H154ZM242 203V202H241ZM249 203H252V202H249ZM248 203V204H249ZM235 204V203H234ZM247 204V203H246ZM253 205H254V203H252ZM263 205V207H264V203H262ZM237 205H235V206H237ZM252 205V206H253ZM248 207H249V205H248ZM250 207H251V204H250ZM263 207L261 208V209H263ZM155 208V207H154ZM258 208V207H257ZM260 208V207H259ZM246 209H248V208H246ZM255 209V207L254 208H251L250 209V211L248 210L247 211V213L246 214H244V210L242 211V213H243V217H242V220L244 221V222H247V224H249L250 225V222H252V220H248V218H250L251 217V215L250 214H253V215H255L256 217H257V219L254 221L255 222V224L257 225V224H261V225H264V220L263 221H259L258 219H260V218H263L264 219V213H262L261 214V212L264 210H261V212L259 213V215L258 214H256L255 212H257L258 210L256 209V210H254ZM153 210H155V209H153ZM259 210V211H260ZM151 211H152V209H151ZM150 211V212H151ZM175 211H179L178 213H180V211L181 212H183V214L182 215H184V212H185V214H186V217H187V221H188V223H189V219L190 218H195V219H197L196 221H199L200 219H201V217L203 218V217H206L207 219H204L203 220V222H200V224H199V226H198V224L197 225H193V223L192 224H190L189 223V225L186 227L185 225H183L182 223H184V222H186V220L184 219V217H182L184 220H183V222L182 221H179V219L181 220V216H179V218L177 217H175V215L173 214ZM249 212V213H248ZM153 213V212H152ZM163 213V214H162ZM237 213V214H236ZM241 213V214H242ZM2 214V213H1ZM204 215V216H203ZM227 215V216H226ZM231 215V216H230ZM248 215V216H247ZM177 216V215H176ZM185 216V215H184ZM226 216V219L224 218ZM230 216V217H229ZM240 216V215H239ZM160 217H159V219H160ZM229 217V218H228ZM189 218V219H188ZM195 219H191L190 221H195ZM161 220V219H160ZM241 220V219H240ZM245 220H247V221H245ZM226 222L225 224H223V222ZM238 222V223H237ZM241 222V223H240ZM253 222V223H254ZM159 222H157V224H158ZM212 224V225H211ZM4 225V224H3ZM160 225V226H161ZM187 225V224H186ZM4 226H6V225H4ZM189 227V229H190V231L188 232V230H186V228H188ZM4 228V227H3ZM165 228H162L163 230H165ZM203 228V229H204ZM224 228V229H225ZM51 229V228H50ZM168 229H166L165 231L167 232V230ZM210 229H213V228H211L210 227ZM181 230L183 231V232H181ZM185 230V231H184ZM204 230H207V228H205ZM0 231H1V229H0ZM3 231V230H2ZM178 231V232H179ZM202 231V232H201ZM209 231H211V230H209ZM230 231V232H231ZM157 232V231H156ZM163 232V231H162ZM166 232H164L165 234L164 235H166V236H168L167 235V233ZM177 232V233H178ZM207 232H208V230H207ZM5 233V232H4ZM10 233V232H9ZM51 234L53 233V231H51L50 232ZM154 233V232H153ZM160 233V232H159ZM231 233V234H232ZM233 233V234H234ZM13 234V233H12ZM6 235V234H5ZM156 235V234H155ZM161 235V234H160ZM163 235V234H162ZM207 235V234H206ZM205 234H204V237L206 236ZM180 237H181V235H179ZM211 236V235H210ZM170 237V236H169ZM169 237H163L162 238V236H161V238H162V240H160L159 241V243H160V246H157V248H154V249H152V250H154L153 251V253H152V257H154V261L156 262V258L158 257H160V259L162 258V256H164V254H165V256H166V254L168 255V257H165V258H169L170 257V259H169V263H172V262H176V260H177V258L179 259L180 257H182V255H184L185 253V251H184V249H185V247H184V244H182V243H176V242H174V241H172V239L173 238H170L169 239ZM175 237H177V236H175ZM202 237H203V235H202ZM203 237V238H204ZM207 237V236H206ZM209 237V236H208ZM160 238V239H161ZM164 238L166 239V240H164ZM179 238V237H178ZM211 239L213 238V237H210ZM10 239V238H9ZM46 239V238H45ZM48 239V238H47ZM176 239V238H175ZM181 239V238H180ZM206 239V238H205ZM44 240V239H43ZM208 240H209V238H208ZM212 241H214V239L212 240ZM42 242V240L40 241V243ZM180 242V241H179ZM209 243H210V240H209ZM190 244V245H191ZM247 244V243H246ZM207 248H205L204 250H206ZM187 250V249H186ZM152 252V251H151ZM206 252V251H205ZM207 252H209V251H207ZM210 252H211V249H210ZM215 251H213V253H214ZM184 253V254H183ZM163 254V255H162ZM190 253H188L187 254V257H188V255H189ZM207 254L209 255V257H207ZM206 254V259L207 258H209V259H211V255H212V253H207ZM186 255H184V257H185ZM193 256V255H192ZM192 256L190 257V258H192ZM183 257V259L185 260L186 258H184ZM194 257V256H193ZM189 258V257H188ZM164 259V258H163ZM162 259V260H163ZM182 259V258H181ZM182 259V260H183ZM193 259V258H192ZM206 259H204V260H206ZM209 259H207V260H209ZM214 259V258H213ZM151 260H153V258L151 259ZM165 260V259H164ZM183 260V261H184ZM191 260V259H190ZM207 260H206V262H207ZM215 260V259H214ZM154 261H153V263H154ZM159 261H161V260H159ZM156 262L157 264H159V263H161V262ZM165 261H167V260H165ZM165 261H164V263H165ZM186 261H188V259H186L184 262L186 263ZM192 261H194V259L192 260ZM210 261V260H209ZM211 261H213L212 259H211ZM222 261V260H221ZM220 261V262H221ZM214 262V261H213ZM218 262V261H217ZM216 262V263H217ZM152 263V264H153ZM163 263V264H164ZM167 263V262H166ZM178 263V262H177ZM191 263V262H190ZM192 264V263H191ZM208 264V263H207ZM211 264V263H210ZM218 264V263H217ZM231 264V263H230Z\"/></svg>",
    "mask_w": 264,
    "mask_h": 264
},
{
    "label": "crops",
    "instance_id": "0c3cea01",
    "mask_svg": "<svg viewBox=\"0 0 264 264\" xmlns=\"http://www.w3.org/2000/svg\"><path fill=\"white\" fill-rule=\"evenodd\" d=\"M106 188L109 189L108 186ZM91 206H93L92 202L87 203L86 208L71 214L69 222L79 225L80 230L77 231L75 229L73 232L69 231V234L58 235L52 243V255L49 261L57 259L60 255L70 256L71 253L76 254V252L80 253V251H88L96 255H100L104 251H109V246L112 244V231L108 228V219L110 218L100 213L103 210L98 204L97 206L95 205L94 209ZM109 209L108 203V214H110Z\"/></svg>",
    "mask_w": 264,
    "mask_h": 264
},
{
    "label": "built area",
    "instance_id": "2783aa9c",
    "mask_svg": "<svg viewBox=\"0 0 264 264\" xmlns=\"http://www.w3.org/2000/svg\"><path fill=\"white\" fill-rule=\"evenodd\" d=\"M99 167L97 165H88L87 168L85 169V174L89 177V178H94L96 176V174L99 172Z\"/></svg>",
    "mask_w": 264,
    "mask_h": 264
}]
</instances>
